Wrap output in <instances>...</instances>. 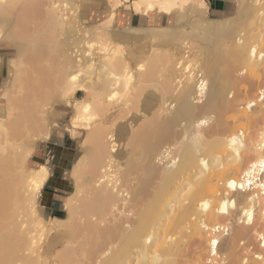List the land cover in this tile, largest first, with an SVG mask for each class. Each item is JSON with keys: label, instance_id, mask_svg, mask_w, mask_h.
I'll list each match as a JSON object with an SVG mask.
<instances>
[{"label": "bare ground", "instance_id": "6f19581e", "mask_svg": "<svg viewBox=\"0 0 264 264\" xmlns=\"http://www.w3.org/2000/svg\"><path fill=\"white\" fill-rule=\"evenodd\" d=\"M106 1L83 26L97 0H0V264H264V0ZM124 4L167 24L114 28ZM59 103L81 138L53 216Z\"/></svg>", "mask_w": 264, "mask_h": 264}, {"label": "rangeland", "instance_id": "374dc122", "mask_svg": "<svg viewBox=\"0 0 264 264\" xmlns=\"http://www.w3.org/2000/svg\"><path fill=\"white\" fill-rule=\"evenodd\" d=\"M97 2L101 4L98 8H93L90 10L81 8L79 13L80 23H82L81 25L90 26L91 24H94L105 16L106 10L110 8L109 3L106 0H97ZM124 6L125 4L116 8L119 18L117 22H114V28H123L127 26L145 27L156 25V23L158 25L165 26L167 24V16H158L153 18L142 16L134 13V11H132L129 7L127 8L125 6L124 8ZM1 51L3 56V62L1 65L2 67H4V71H6L4 76L7 75L8 77L10 75V66H8L6 60L8 57L12 56L13 53L9 52L13 51V49L9 45H4ZM65 104L66 103H59L57 105L55 104V107H62L63 112L66 110V113L64 112L65 118L62 117L58 120L59 127L57 132L53 135V140L45 144L40 143V146L37 148V152L34 155V160L36 162H42L45 160L46 162H48L49 167L51 166L52 168L50 180L46 184L42 196L40 197V204H42L47 212L49 214H52L53 216L56 214L55 212L58 213L62 210V197L66 194L67 187L70 186V180L64 174L70 168L73 160L70 158V155L73 152L76 153L78 151L79 143H77V140L81 138L80 135L74 139L68 132L67 125L69 123V118L71 115V104Z\"/></svg>", "mask_w": 264, "mask_h": 264}, {"label": "crops", "instance_id": "0c3cea01", "mask_svg": "<svg viewBox=\"0 0 264 264\" xmlns=\"http://www.w3.org/2000/svg\"><path fill=\"white\" fill-rule=\"evenodd\" d=\"M208 5V14L212 17H220L224 15H229L233 13L236 9V0H205ZM214 13L212 14V12ZM4 67L0 66V90H1V81L3 78L7 77L4 76L5 72ZM11 72V71H10ZM1 102V101H0Z\"/></svg>", "mask_w": 264, "mask_h": 264}, {"label": "clouds", "instance_id": "9594fccd", "mask_svg": "<svg viewBox=\"0 0 264 264\" xmlns=\"http://www.w3.org/2000/svg\"><path fill=\"white\" fill-rule=\"evenodd\" d=\"M84 113H85V115H84V119H91L92 117H91V115L89 114V109L88 108H85L84 109Z\"/></svg>", "mask_w": 264, "mask_h": 264}, {"label": "snow or ice", "instance_id": "6c2138e0", "mask_svg": "<svg viewBox=\"0 0 264 264\" xmlns=\"http://www.w3.org/2000/svg\"><path fill=\"white\" fill-rule=\"evenodd\" d=\"M215 243V242H214Z\"/></svg>", "mask_w": 264, "mask_h": 264}, {"label": "trees", "instance_id": "16d2710c", "mask_svg": "<svg viewBox=\"0 0 264 264\" xmlns=\"http://www.w3.org/2000/svg\"><path fill=\"white\" fill-rule=\"evenodd\" d=\"M49 182V181H48Z\"/></svg>", "mask_w": 264, "mask_h": 264}]
</instances>
